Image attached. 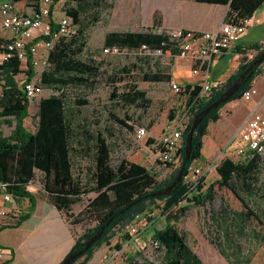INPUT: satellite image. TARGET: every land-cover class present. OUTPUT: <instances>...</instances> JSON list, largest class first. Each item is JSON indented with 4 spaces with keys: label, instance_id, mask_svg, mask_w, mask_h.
<instances>
[{
    "label": "trees",
    "instance_id": "trees-1",
    "mask_svg": "<svg viewBox=\"0 0 264 264\" xmlns=\"http://www.w3.org/2000/svg\"><path fill=\"white\" fill-rule=\"evenodd\" d=\"M20 1V0H14ZM38 9L39 0H31ZM58 1V0H56ZM71 5L65 10L73 18V22L79 23L81 11L92 6H102L105 0H68ZM197 2L227 5L228 10L225 19H235L245 22L252 18L254 13L264 5V0H195ZM66 2V1H65ZM109 7H112L110 4ZM98 20L97 15H93ZM154 21L161 23L156 15ZM159 25V24H158ZM82 29L68 39L57 42L50 55L51 64L43 72L41 82L44 86L59 89L61 86L75 83L77 85H94L101 74V62L95 59H81L84 43L81 42ZM142 44L151 48L161 47L163 51H171L179 54V50L172 48V40L166 32H153L145 30L108 31L105 35V45H119L121 49L131 51L141 57H151L137 53ZM249 50H256L251 59L239 63L238 68L224 81L217 83L209 91L208 95L201 97V85L187 83L183 91L186 96L187 106L193 104L192 113L183 130L184 144L180 149L178 166L166 177L157 180L152 172L143 164L129 161L126 158L119 159L116 163L111 161V149L101 130L92 129L77 120L66 105L63 94L52 93L42 97L38 104V117L35 129L25 125L29 116L30 102L24 91L19 86L16 76L23 72L21 61L17 57H11L0 64V120L12 126L9 134L1 130L0 121V178L9 182V190L14 196H25L30 200L27 213L22 215L17 222L28 218L35 208V196L27 189L33 183L37 171L43 174L44 193L49 201L58 210L65 212L72 209L73 205L82 199L83 195L91 192L95 196L90 197L83 213L95 217L98 222L85 230L74 242L68 254L83 248L87 240L105 223L111 216L113 220L106 227L104 234L96 240L81 256L76 257L71 264L84 256L78 264H85L92 258L94 252L103 242L108 241L115 233L117 227H123L132 221L137 214L145 213L157 201L163 202L162 214L166 218V224L161 228H154V236L163 246L164 254L157 262L143 261L130 257L134 264H205L199 254L187 242L185 233L179 231L175 222L178 221L188 209L189 205H180L186 199L189 203L203 204L215 197L214 183L202 190V184L198 186V192L191 197L187 196L188 186L184 182L185 176L195 159L202 157L204 144L203 137L208 131L211 121L219 119L221 108L236 99H240L243 93L252 86L255 78L264 72V60L256 66L252 74L240 85L238 90L225 102L212 108L196 126L192 138V150L190 158L185 157V137L190 131L193 118L204 107L218 99L237 77L249 66V64L264 52L262 41H255L249 45L237 44L233 52L246 56ZM129 67L124 65L117 75L115 72L108 77L121 82L125 78H131L120 93H112V98L119 97L122 101L131 104L146 105L149 102L147 92L138 88L136 76L129 73ZM123 73H127L125 76ZM27 79L34 75V68L28 60L26 70ZM131 76V77H130ZM143 81L171 82L172 73L168 66H161L155 71H146L141 75ZM129 80V79H128ZM79 104H86L84 98L77 99ZM114 120L123 126L132 128L127 120L114 115ZM171 119L174 114H170ZM85 151L91 153L92 165L89 175L85 179L81 175H75L73 159L78 153ZM170 165L173 163H169ZM264 169V160L259 156L242 160L233 157H224L216 166L220 178L217 180L220 186L226 187L238 196L245 206L243 214L247 218L258 220L264 228V209L257 211L245 198L264 196V184L260 181L259 171ZM182 170V180L173 187L169 194L151 196L150 193L162 190L170 185ZM202 176L200 180H203ZM244 193L245 197L241 195ZM159 206V205H157ZM121 210L123 212L121 213ZM228 214V211H226ZM126 236H128L126 234ZM119 246V244H117ZM61 263V262H60ZM59 263V264H60Z\"/></svg>",
    "mask_w": 264,
    "mask_h": 264
},
{
    "label": "rangeland",
    "instance_id": "rangeland-1",
    "mask_svg": "<svg viewBox=\"0 0 264 264\" xmlns=\"http://www.w3.org/2000/svg\"><path fill=\"white\" fill-rule=\"evenodd\" d=\"M173 1L105 0L102 6H92L89 9L82 10L80 22L75 24L77 30L82 29L83 31L81 42L84 43V46L78 56L81 59H95L101 62V74L97 78L98 81L94 85L70 83L61 86L59 89L44 86L45 91L38 99L30 102L29 116L25 120V125L30 129H35L38 103L41 97L52 93L63 94L67 107L77 120L88 125L92 131L101 130L103 132L110 145L112 163H116L121 158H126L129 161L149 166L151 160L147 157L150 153L148 148L153 151L156 150V144L163 129L172 120L170 114L173 113L174 118L179 117L186 111L188 106L184 92H176L171 87L170 81L150 83L143 81L141 75L146 71H155L161 66H168L171 72L174 68L177 71L181 70L178 62L184 61V59L178 56L174 59V62L177 63L172 65L170 51L151 57H141L127 50L115 54L104 52L103 49L106 47L105 35L108 31L113 30H172V18L174 19L176 16L180 18L181 14L179 8L177 10L174 7L172 8ZM75 4L68 0H60L57 9L63 10ZM110 4L112 7H109ZM201 7L212 6L204 5ZM93 15H97L98 20H94ZM154 15L158 20L160 19L161 23L158 22L159 25L154 21ZM182 17H184L183 14ZM263 35L264 25L252 26L249 35L245 39L248 41L255 40ZM262 42L264 44V41ZM255 54L256 50H249L246 56L236 54L235 58L230 61V69L215 84L224 81L231 72L238 68L239 63L243 62L245 57L251 59ZM124 65L129 67L131 75L136 76L135 83L137 87L146 90L149 98L146 105L127 103L119 97L112 98L113 92L120 93L125 89V85L131 81V78H125L123 81L118 82L108 77L115 72L118 73L117 75H121L119 70ZM23 72L17 76L19 81L26 79V71ZM123 74L128 76L127 73ZM262 74L258 75L252 83V86L258 89V94L248 101L240 98L233 100L234 103L232 104H225L220 110L219 119L210 122L208 131L203 137L202 157L195 159L192 163L194 167L201 166L202 170L198 175L191 171L185 176L184 182L188 186L186 195L189 197L198 192L200 184H202V190L213 183L215 184L216 193L211 201L195 204L184 199L180 205L188 204L189 207L184 215L175 222L176 227L180 232L186 234L187 242L199 254L205 264H264V228L258 220L247 218L243 214L246 209L242 200L231 190L218 184L217 180L220 176L216 171L217 164L224 157L230 156L236 160L240 159L236 154V149L241 142L239 139L237 141V138L233 139V137L237 135L248 111L259 103L257 108L264 114V84L260 85L256 82V79L261 77ZM185 76H187L186 73ZM174 81L180 82L181 85L185 84L181 80L174 79ZM79 98H84L88 102L79 104L77 102ZM111 113L125 121L129 116L128 124L132 125V128L116 122ZM0 121L3 133L9 134L12 126L3 120ZM136 124L144 125L149 129V134L145 139L138 141L134 138L133 129ZM90 155L91 153L87 154L83 151L74 156L73 170L75 175H81L85 179L88 177L89 168L92 165ZM178 164L170 165L169 163L157 162L152 165V172L157 180H161L169 175ZM201 175L205 176L203 180H200ZM259 176L261 183L264 184L263 168L259 171ZM31 185L38 187L39 191H44L43 174L37 171ZM241 195L246 196L244 193H241ZM93 196H95L93 192L83 195L82 199L74 204L71 210L65 212L74 241L85 230L93 227L98 222L97 218L83 213L90 197ZM245 200L252 203V207H257V211L264 209V196H254L251 199L247 197ZM162 204V201H157V205ZM157 205H153L149 212L154 210L158 223L164 226L166 218ZM226 211H228V214ZM125 228V226L117 227L116 233L108 241L103 242L96 249L92 258L85 264L90 262L91 264H98L111 246L121 244L128 239ZM135 238L141 241V237ZM134 251L133 246H129L126 250L127 264L132 262L127 256L136 254ZM83 259L84 256L74 264H78Z\"/></svg>",
    "mask_w": 264,
    "mask_h": 264
},
{
    "label": "built area",
    "instance_id": "built-area-1",
    "mask_svg": "<svg viewBox=\"0 0 264 264\" xmlns=\"http://www.w3.org/2000/svg\"><path fill=\"white\" fill-rule=\"evenodd\" d=\"M56 2V0H39L38 9L33 14L19 12L14 0H5L0 3V24L9 32V37L3 43L2 61L17 57L21 61L23 71L28 69V60L31 61L34 68L33 77L29 80L26 74V79L19 82V86L29 102L38 99L45 91L41 78L43 72L51 64L50 55L56 43L62 39L71 38L77 31L73 18L65 9L53 8ZM248 21L238 22L235 19L228 20L224 17L222 22L213 30H194L178 27L172 28V30L159 29L157 32L164 31L170 35L172 48L179 50V54L169 50L172 55V65L174 59L178 56L191 60V73L201 76L199 84L202 88L199 95L205 97L207 96L206 93H209L212 87L216 85L210 78L212 64L238 44L241 37L248 30ZM145 31L156 32L155 30ZM123 50L126 49H121L119 45L106 46L103 49L104 52L114 54ZM166 52L161 47L151 48L147 44H142L137 51L140 55L148 56L161 55ZM170 84L176 92L185 90V84L181 85L174 80ZM256 94H258V89L251 86L243 93L241 98L248 101ZM258 104L251 109L243 120L237 135L233 137V139L237 138V141L239 139L241 142L236 149V154L242 160L254 156H259L261 160H264V114L257 108ZM192 107L193 104L188 105L181 116L175 117L166 124L156 144V150L153 151L148 148L150 153L147 157L150 158L151 164L146 167L152 169V165L157 162L179 163V151L184 144L183 130L192 113ZM133 130L134 138L138 141L145 139L149 134V129L144 125L136 124ZM201 170V166L194 167L191 164L188 173L193 171L195 175H198ZM0 195L5 201L13 199V194L9 190V182L1 178ZM162 206L163 204L159 205L161 212ZM149 211L145 212L146 215L145 213L137 214L132 221L125 225V234L128 235V239L119 246L117 244L111 246L98 264H127L125 252L129 246H133L136 253L133 256L128 255L129 258L133 257L139 262H156L157 259H160L164 254V250L160 240L154 236L153 230L165 225L161 226L158 223L154 210ZM0 214L6 215V210H0ZM135 237H141V241L136 240ZM5 257L6 251L0 247V258ZM128 264H134V262Z\"/></svg>",
    "mask_w": 264,
    "mask_h": 264
},
{
    "label": "crops",
    "instance_id": "crops-1",
    "mask_svg": "<svg viewBox=\"0 0 264 264\" xmlns=\"http://www.w3.org/2000/svg\"><path fill=\"white\" fill-rule=\"evenodd\" d=\"M3 1L5 0H0V3ZM15 2L17 10L21 13L33 14L37 10L31 0ZM59 2L60 0L54 4V9H57ZM173 2L172 8L174 7L175 10L179 8L181 14L180 18L177 16L174 19L172 18V28L184 27L194 30H213L222 22L228 10L227 5L202 3L195 0H174ZM204 5H211L212 7H201ZM182 14L184 17H182ZM248 23V30L241 37L238 44L249 45L255 41H264V35L255 40L248 41L245 39L249 35L252 26L264 25V5L254 13ZM8 37L9 32L0 24V64L3 62V43ZM233 50L234 48L214 61L211 67L210 78L212 81H220V78L230 69V61L236 56ZM182 58L184 61L178 62L181 70L177 71L174 68L171 72L172 80H181L185 84L199 83L201 76L192 74L190 71L191 60L185 57ZM174 63L176 64L177 62L175 61ZM185 73L187 76H185ZM17 76L16 79L21 82ZM148 82L159 83L160 81ZM256 82L260 85L264 84V74L257 78ZM232 103L234 102L231 101L227 104ZM250 111H248L247 115ZM27 189L35 196L36 204L28 218L21 221L20 224H17L20 217L29 210L31 203L29 198L13 195L12 200L5 201L0 195V210H6V215L0 214V247L6 251V257L0 258V264H59L75 242L70 224L65 214L49 201L44 191H39L38 187L31 184L27 186Z\"/></svg>",
    "mask_w": 264,
    "mask_h": 264
},
{
    "label": "water",
    "instance_id": "water-1",
    "mask_svg": "<svg viewBox=\"0 0 264 264\" xmlns=\"http://www.w3.org/2000/svg\"><path fill=\"white\" fill-rule=\"evenodd\" d=\"M264 60V52H262L258 57H256L249 66L237 77V79L232 83L231 86L227 88L223 95H221L218 99L213 101L211 104L204 107L200 112H198L193 118L192 125L190 131L186 134L185 137V157L188 159L191 156L192 150V138L194 134V130L196 126L201 122L202 118L212 109L217 107L220 103L227 101L240 87V85L249 77L253 70L256 68L258 64H260ZM182 170H180L174 179V181L165 187L162 190H156L150 193L151 196L169 194L173 187L179 184L182 180ZM123 210H121V213ZM114 216H111L105 223H103L100 228L87 240L85 246L73 253L67 254L60 264H71V262L76 258L81 256L85 251L96 241L98 240L105 232L106 227L113 220Z\"/></svg>",
    "mask_w": 264,
    "mask_h": 264
}]
</instances>
